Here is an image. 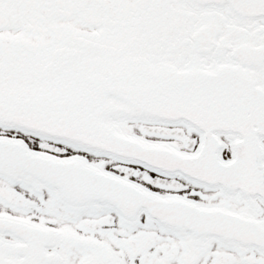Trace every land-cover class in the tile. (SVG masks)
Here are the masks:
<instances>
[{"label":"snow or ice","instance_id":"snow-or-ice-1","mask_svg":"<svg viewBox=\"0 0 264 264\" xmlns=\"http://www.w3.org/2000/svg\"><path fill=\"white\" fill-rule=\"evenodd\" d=\"M0 264H264V0H0Z\"/></svg>","mask_w":264,"mask_h":264}]
</instances>
